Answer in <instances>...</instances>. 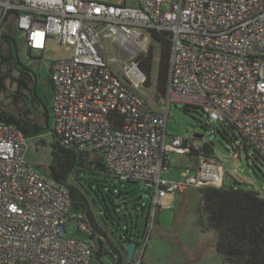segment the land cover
Returning <instances> with one entry per match:
<instances>
[{"label":"built area","instance_id":"2783aa9c","mask_svg":"<svg viewBox=\"0 0 264 264\" xmlns=\"http://www.w3.org/2000/svg\"><path fill=\"white\" fill-rule=\"evenodd\" d=\"M10 20L29 53H43L51 38L71 47L49 66L52 131L64 145L99 153L120 180L152 189L149 224L166 194L218 187L224 176L201 146L178 135L166 141V116L135 92L152 32L171 40L166 108L200 107L209 120L234 125L264 158V0H0V35ZM120 55L117 75L110 65ZM25 151L23 132L0 120V264H91V240L66 235L67 187L37 172ZM170 153H195L193 173L166 178ZM146 238L136 241L135 264Z\"/></svg>","mask_w":264,"mask_h":264},{"label":"rangeland","instance_id":"374dc122","mask_svg":"<svg viewBox=\"0 0 264 264\" xmlns=\"http://www.w3.org/2000/svg\"><path fill=\"white\" fill-rule=\"evenodd\" d=\"M104 2L122 3L135 6L136 0H98ZM163 8H166L164 5ZM11 20L7 24V29ZM12 44L15 55L23 65L37 70L36 94L34 99L37 108L33 107V99H26L31 118L43 124L44 107L49 113V122L52 125V99L53 91L48 79L50 64L70 54L71 47L58 44L53 38L48 41L46 50L42 55L28 54L23 45L20 33L13 35ZM153 44V62L151 67V85L143 86L135 90L141 97L160 114L166 116V141L170 136L178 135L188 139L189 143L202 146L203 142L213 143V153L207 158L222 165L224 169L223 184L244 190H255L264 194V161L257 157L251 147H242L241 139L235 136L229 126H224L218 121H211L200 107H184L180 104L155 103L152 99L154 79L156 77L158 59L160 56L159 45ZM117 64H111V70L120 75L125 65V58L119 56ZM264 76V70H263ZM3 93L5 90H2ZM0 106L8 111L16 110V102L7 95H1ZM32 113L30 115V113ZM194 134H202V138H194ZM42 140V141H41ZM39 141V144H37ZM234 141L239 148H234ZM37 142V143H36ZM47 131H42L36 137L26 138L25 160L40 174L47 176V168L53 160L52 147ZM237 154L235 157L234 154ZM99 154L90 152L89 156ZM170 169L167 178H175L180 174L190 173L198 161L197 156L187 154L170 153ZM73 174L69 176L72 180ZM81 190L87 199L90 211L97 226L104 232L102 240L101 262L116 264L118 253L121 256V264H135L136 258L129 260L126 256L120 239L126 235L133 241H139L146 229V217H148L149 203L152 197V189L142 182L122 181L112 173L83 170L79 173ZM75 184V183H74ZM81 211L71 207L69 219L66 221V235L76 238H87V235L77 229L81 221L73 219L80 217ZM205 220L202 213V198L193 187L186 189L184 193L175 191L166 194L156 208L152 223L148 222V236L142 258L138 264H232L225 260L215 250L214 233L205 229L201 223ZM92 240H96L94 237ZM114 250V252H113ZM91 264H95L94 260Z\"/></svg>","mask_w":264,"mask_h":264},{"label":"trees","instance_id":"16d2710c","mask_svg":"<svg viewBox=\"0 0 264 264\" xmlns=\"http://www.w3.org/2000/svg\"><path fill=\"white\" fill-rule=\"evenodd\" d=\"M122 3L126 4L125 1ZM1 37L8 38L5 33H2ZM151 39L154 40L160 48V56L158 59L156 77L153 80L154 86L152 92L153 101L155 103H160L164 98L166 90L171 40L167 32H152ZM28 54L30 53L28 52ZM153 60V44L151 43L147 55L139 57V66L146 75L143 85L146 87L151 85L150 78H152L151 67ZM49 82L51 85L50 79ZM15 102L17 105L15 111L10 112L0 106V120L16 125L26 138L36 137L42 131H47L51 141L48 144L51 145L53 154V160L47 168V176L67 187L71 198L70 209L73 207L81 211V216L73 217V219L81 221V224H86L89 228V231H85L79 227L80 224L77 225V229L87 235V238L84 239L92 240L96 237L102 247V240L105 234L94 221L89 203L82 193L80 186L81 179L79 176L80 171L83 170L110 173L105 167L102 157L99 154L89 156L90 152L88 151L80 150L73 145H64L60 137L52 131V125L49 122V113L45 107L42 112L44 120L41 125L36 121V114L33 119L27 114L28 111L21 110L25 107L26 110L29 109V104L26 100L16 94L14 96V103ZM32 105L37 108L35 101ZM183 106L190 107L191 105ZM31 114L32 113H30V115ZM220 123L233 129L235 136L240 137L242 147H251L239 134L234 125L228 122ZM37 142L36 143L39 144V141ZM231 143L234 148L240 147L236 145L234 141ZM253 150L257 157L264 161V158H262L255 149ZM187 155L196 156L195 153H189ZM204 156L206 158L209 157L206 155ZM71 174H73V179L69 180ZM124 181L137 182L131 180ZM196 189L202 198V213L205 214V220L201 223L204 225L205 229H210L214 233L215 250L219 252L225 260L232 264H264V194L255 190H244L232 186H225L224 184L218 187L204 186ZM147 222L148 217H146V228ZM145 234L148 236V231L146 229L143 231L142 237ZM120 241L127 256L123 244L130 241V238L126 235L122 237ZM101 247L98 250H93L96 251L98 258L101 255ZM116 264H121V256L119 253Z\"/></svg>","mask_w":264,"mask_h":264},{"label":"flooded vegetation","instance_id":"af4514ba","mask_svg":"<svg viewBox=\"0 0 264 264\" xmlns=\"http://www.w3.org/2000/svg\"><path fill=\"white\" fill-rule=\"evenodd\" d=\"M32 66L23 65L15 55L11 38L0 35V91L5 90L3 95L6 96L9 90L11 94L7 98L14 99L16 94L24 100L38 98L35 90L37 70ZM96 257V251H93V260Z\"/></svg>","mask_w":264,"mask_h":264},{"label":"water","instance_id":"95a60500","mask_svg":"<svg viewBox=\"0 0 264 264\" xmlns=\"http://www.w3.org/2000/svg\"><path fill=\"white\" fill-rule=\"evenodd\" d=\"M1 95H3V92L1 93ZM202 136H203L202 134L193 135L194 138H198V139H201ZM201 152L203 155L210 156L213 153V143L208 142V141L203 142L201 146ZM91 243L95 250H98L101 247V243H99L96 240H91ZM123 247L127 253L128 259L131 260L133 258L134 251L136 248V242L133 240L127 241L123 244ZM94 262L95 264H107V263L101 262L98 257L94 259Z\"/></svg>","mask_w":264,"mask_h":264},{"label":"crops","instance_id":"0c3cea01","mask_svg":"<svg viewBox=\"0 0 264 264\" xmlns=\"http://www.w3.org/2000/svg\"><path fill=\"white\" fill-rule=\"evenodd\" d=\"M9 23V21L4 25V32L3 33H5L7 36H8V38H11V39H13V35L15 34V33H19L18 31L16 32V30L14 29V23H13V21L11 22V24H10V26H9V28H10V30H8L6 27H7V24ZM25 48V47H24ZM25 50L27 51V53H28V50L25 48ZM46 50V49H45ZM44 50V51H45ZM43 51V52H44ZM40 55H42V53L40 54ZM51 88H52V86H51ZM52 91H53V89H52ZM197 165V164H196ZM196 165L193 167V168H191V171H193L194 169H195V167H196ZM168 173H166L164 176H166ZM181 175H183V174H180V175H178L177 177H175V178H168V179H178ZM167 178V177H166ZM194 188V187H193ZM196 189V188H195ZM186 191V190H185ZM184 191V192H185ZM184 192H182V193H184Z\"/></svg>","mask_w":264,"mask_h":264},{"label":"clouds","instance_id":"9594fccd","mask_svg":"<svg viewBox=\"0 0 264 264\" xmlns=\"http://www.w3.org/2000/svg\"><path fill=\"white\" fill-rule=\"evenodd\" d=\"M136 242V241H135Z\"/></svg>","mask_w":264,"mask_h":264}]
</instances>
